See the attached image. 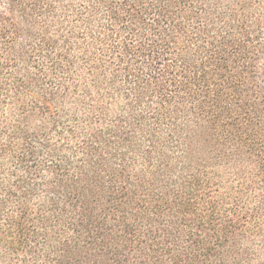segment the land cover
Segmentation results:
<instances>
[{"label": "trees", "instance_id": "trees-1", "mask_svg": "<svg viewBox=\"0 0 264 264\" xmlns=\"http://www.w3.org/2000/svg\"><path fill=\"white\" fill-rule=\"evenodd\" d=\"M0 264H264V0H0Z\"/></svg>", "mask_w": 264, "mask_h": 264}]
</instances>
